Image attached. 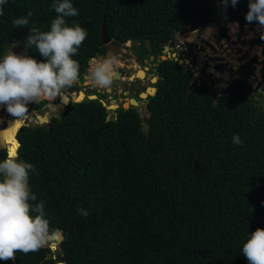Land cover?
Here are the masks:
<instances>
[{
    "label": "trees",
    "instance_id": "1",
    "mask_svg": "<svg viewBox=\"0 0 264 264\" xmlns=\"http://www.w3.org/2000/svg\"><path fill=\"white\" fill-rule=\"evenodd\" d=\"M52 2L7 0L0 16V56L18 46L19 38L25 40L29 28L49 30L57 15ZM71 2L79 15L67 19L88 32L74 57L80 72L90 57L106 51L104 24L115 43L131 39L143 48L150 43L161 78L145 108L112 109L100 98L85 97L70 100L47 124L20 128L18 155L36 168L29 182L51 227L63 232L58 246L66 261L249 264L243 243L264 228V88L256 96L246 77L219 88L215 80H196L176 59L160 57L179 29L215 22L225 34L231 20L237 31L239 22L248 23L249 0H238L235 7L229 2L227 8L221 0ZM30 10L29 27L16 29L12 20ZM27 49L37 61L46 59L34 47ZM214 74L231 76L217 69ZM235 134L242 146L233 143ZM7 155L0 148V160ZM81 208L86 217L78 213ZM57 254L49 244L0 264H59Z\"/></svg>",
    "mask_w": 264,
    "mask_h": 264
},
{
    "label": "clouds",
    "instance_id": "2",
    "mask_svg": "<svg viewBox=\"0 0 264 264\" xmlns=\"http://www.w3.org/2000/svg\"><path fill=\"white\" fill-rule=\"evenodd\" d=\"M229 2L235 7L238 0H221L225 8ZM6 3L7 0H0V16ZM51 7L57 15L51 20L49 30L41 31L33 26L25 37V47H34L45 60L37 61L26 53H16L13 51L16 44L0 56V105L16 119H25L29 115L28 106L33 102L41 99L51 102L57 97L62 101L80 78V64L74 57L88 32L77 21L70 23L67 19L79 15L71 0H53ZM32 15L30 10L26 16L14 18L13 26L16 29L29 27L28 18ZM245 19L248 23L241 25L238 21L239 27L251 24L248 25L251 28L256 22L260 38L264 40V0H249ZM256 36L259 38V34ZM94 57H90L88 64ZM117 75V62L113 57H102L90 68V78L100 90L111 88ZM260 81L256 87H260ZM36 115L24 121L29 123ZM10 119L5 118L0 128ZM232 141L241 146L244 143L239 134L233 135ZM35 171L34 164L21 159L16 152L0 160V260L15 261L17 252H37L59 235V230L50 225L44 202L38 201L32 191L30 174ZM78 213L88 215L83 208L78 209ZM241 252L249 264H264V228L258 227L247 236Z\"/></svg>",
    "mask_w": 264,
    "mask_h": 264
},
{
    "label": "flooded vegetation",
    "instance_id": "3",
    "mask_svg": "<svg viewBox=\"0 0 264 264\" xmlns=\"http://www.w3.org/2000/svg\"><path fill=\"white\" fill-rule=\"evenodd\" d=\"M211 27L206 28V25H204L196 27L194 29L188 28V30L190 32H193L194 35H192V33L190 32H186L182 36H176L177 32L185 31L184 29L186 28H182L175 31L173 34V38L169 41L168 44L164 46L165 54H167L168 52H174L176 54V57L187 58L188 61H185L181 64L184 65L188 70H190L194 74L196 80H215V78L212 76V69H217L220 72V69L223 66H227L229 71L232 73L238 72L241 77L248 78L250 75L253 74L254 78L259 80V78L255 74V63L257 61L254 59L256 57V54H253L248 59H242V57H239L238 59L239 61H241V63L239 67L235 69L231 60L227 58L228 55L230 56V54L232 53V50L229 51L227 55H224L225 51L231 48H229V46L224 47L225 42L221 40L224 36L227 38L231 36L229 42L232 43L231 40L239 39V36L236 35L235 32L231 33V29L229 32H227L225 29V34H223V27L221 24H219L218 27L215 26V28ZM204 34L209 36H205ZM233 35L236 36L234 37ZM213 40L214 42H212ZM170 42H173V46L170 45ZM25 43L26 42L23 38H19V40L17 41L18 46H15L13 48V51L15 50L16 53H27L28 49L25 47ZM260 43H263L262 48L264 50V41ZM111 44L113 45V47L109 48L106 45V51L104 53H99L98 55H95L94 59L96 61L102 57H113L116 60L118 75L117 78L114 80L112 87L107 90H100L96 88L90 78L91 64H88L85 71L80 72V78L78 83L67 93L70 96V100L72 99V94L76 95L79 90H83L84 94L82 93L81 96L84 95V98L88 97V95L92 93L96 95V98H100V100L103 99L105 102L107 101V104L115 103L118 105V107L121 105L124 106V102L126 100L131 101L132 98H135L137 101V104L135 105L145 108L148 104L149 97L154 95L147 90V87L155 86L157 92V86L155 83H157V81L161 78L160 73H156V60L159 61V57L155 55V53H151L149 51L151 49L150 43L147 47L149 50L147 48L141 47L139 42H134L133 40L115 43V41L111 38ZM14 45L10 46L9 49ZM207 46L210 47L212 54L210 51H208ZM234 50H237V48H234ZM211 59L215 60H212V64ZM260 63V71L262 76V79L260 80H264V60ZM211 66L212 69L208 70ZM251 66L252 69L250 68ZM196 71H198V74L200 73L201 75H197ZM204 73L207 74L209 77L206 78L204 76L201 79V76ZM141 74L143 75L141 76ZM153 77H155L156 81H153ZM226 80L229 81L232 80V78ZM85 81H87V83L84 85ZM262 83L263 82H260L259 84L262 85ZM79 87H82L83 89H78ZM74 90H77V92H74ZM141 92H146L147 95L143 97L141 96ZM58 101H61L59 97H57L51 102L45 99H41L38 103L33 102V104L29 105L28 110H33L35 112L34 115H36L37 113H47L50 121L52 117H54V114L52 113V109L49 107V103ZM131 104L134 103L130 102L129 105ZM29 116L30 115L27 116V119L31 118ZM48 122H45L44 124H47Z\"/></svg>",
    "mask_w": 264,
    "mask_h": 264
},
{
    "label": "water",
    "instance_id": "4",
    "mask_svg": "<svg viewBox=\"0 0 264 264\" xmlns=\"http://www.w3.org/2000/svg\"><path fill=\"white\" fill-rule=\"evenodd\" d=\"M210 26H212V27H218L219 26V23H215V22H212V23H208V24H206V28L207 27H210ZM185 31H187V32H190L188 29H184ZM101 34H102V42L104 43V44H106L107 45V47H109V48H111V47H113V45L111 44V37L109 36V34L107 33V31H106V27H105V25L103 24V27H102V30H101ZM211 34V33H210ZM197 42H199V41H197ZM170 45L171 46H173V42H170ZM207 48L208 49H210V47H208L207 46ZM211 50V49H210ZM176 54L174 53V52H168L167 53V55L166 56H163L162 58H167V57H174L176 60H178V62L181 64V63H183V62H185V61H188V59L187 58H182V57H176L175 56ZM109 56V55H108ZM232 62V61H231ZM260 62H256L255 63V74H256V76L259 78V80L260 79H262V76L261 75H259L258 73H257V69H258V64H259ZM240 65V64H239ZM233 67H235V64L233 63ZM239 67V66H238ZM196 68H197V65H196ZM193 70H194V67H193ZM196 72H198V71H196ZM235 73H237L238 74V76L237 77H235L234 75H235ZM234 74H232L231 76H229L228 78L230 79V78H238V77H241V75L238 73V72H235ZM248 80H249V82L252 84V87L253 88H255L256 86H257V84H258V82H259V80L258 79H254V75L252 74V75H250L249 77H248ZM153 81H156L155 80V77H153ZM228 85V82L226 81V80H220L219 82H218V86L220 87V88H223V87H226ZM147 90L151 93V94H155L156 93V87L155 86H148L147 87ZM81 93H83L84 94V91L83 90H79L78 91V93L76 94V95H74V94H72V101H81L83 98H84V96H83V98H81V99H78V97L80 96V94ZM147 94H146V92H141V96H143V97H145ZM88 97L89 98H96V95L95 94H89L88 95ZM102 100V102H103V104L107 107V108H116V107H118V105L117 104H115V103H109V104H107L103 99H101ZM133 102H134V104H137V101H136V99L135 98H132L131 99ZM69 101H70V96L68 95V94H66L65 96H64V98H63V101H58V102H52V103H49V107L52 109V113L54 114V116H57L58 114H60L64 109H65V107H66V104H68L69 103ZM125 107H126V105H124ZM16 119V118H15ZM25 119H23V121H24ZM49 121V117H48V115H47V113H44V114H40V113H38L37 115H36V117H33L31 120H30V122L29 123H27V122H23L16 130H15V132H14V134H13V137H14V139L16 140V142H17V146H16V148H15V152L16 153H18V148H19V146H20V144H21V141H20V139L18 138V132H19V130H20V128L24 125V124H30V125H32V126H37V125H40L41 123H45V122H48ZM9 123H10V120H8L7 121V124H6V126L4 127V128H0V132L1 131H3V130H6L7 128H8V126H9ZM12 147V143H9V142H6V139L3 137V134L1 135L0 134V148H6L7 149V153L8 154H10L11 153V148ZM57 230H59V235L57 236V241L55 242V243H52L51 242V247L52 248H54V249H56L57 250V252H58V254H57V257H58V259H59V261H58V263L59 264H69L67 261H66V259H65V256H64V254H63V249L61 248V247H59L58 246V243L64 238V235H63V232H62V230L61 229H57Z\"/></svg>",
    "mask_w": 264,
    "mask_h": 264
},
{
    "label": "rangeland",
    "instance_id": "5",
    "mask_svg": "<svg viewBox=\"0 0 264 264\" xmlns=\"http://www.w3.org/2000/svg\"><path fill=\"white\" fill-rule=\"evenodd\" d=\"M226 31L227 32H229L230 31V24H229V22H226ZM212 28V27H211ZM215 28V27H214ZM241 28V31L240 32H236V31H234V30H231L230 32L232 33V32H235V34L236 35H238L239 36V39H236V40H231V42L234 44H232V43H230L229 41H230V39H231V36H229L228 38L227 37H223L222 38V40L221 41H223V40H225V43H224V47H228L229 46V48H231V49H229V50H227L228 52L229 51H231L232 50V53L236 56V58H239V57H242V59H248V58H250V56H252L253 54H256L255 56H256V59H254V60H256V61H259V62H262L263 60H264V50H263V48H261V50L258 52V51H256L257 50V48H256V46L257 45H259V47L261 46L262 47V44L263 43H255V39L257 38V36H256V34H260L261 35V31L260 30H257V24H254V26H252L249 30H244V28H245V25L243 26V27H240ZM243 29V30H242ZM255 30H257V31H255ZM252 31H253V33H252ZM236 35H233L234 37L236 36ZM25 45V44H24ZM234 48H237V50H234ZM15 51V50H14ZM163 56H166V54H164V55H162V57ZM118 60H120V59H118ZM211 60H214V59H211ZM122 61V60H121ZM215 61V60H214ZM94 62H95V59H92L91 60V65L90 66H92L93 64H94ZM212 64V63H211ZM212 67V66H211ZM251 69H252V66L250 67ZM208 70H210V68L208 69ZM248 70H250V69H248ZM219 71V70H218ZM220 72H222V74L224 73V72H230L229 71V69H228V67L227 66H223L221 69H220ZM196 74L197 75H199L198 74V72H196ZM230 74L232 75V74H234V73H232V72H230ZM201 75V74H200ZM199 75V76H200ZM206 77V78H208L209 76L207 75V74H203L202 76H201V79L203 78V77ZM212 76L215 78V81H213L214 83H216V85L218 84V81H219V79L220 80H226V79H229L227 76H223V75H215L214 74V72H212ZM227 81V80H226ZM260 82H263L262 83V85H260V87H256L255 88V91H254V94H256V96L258 95V92H260L261 90H263V88H264V80H261ZM87 83V81H85L84 82V85ZM75 89H77V88H75ZM78 89H83L82 87H79ZM75 91H77V90H75ZM74 91V92H75ZM82 95V94H81ZM80 97H82V96H80ZM79 97V98H80ZM107 102V101H106ZM130 102H132V103H134L133 101H128V100H126L125 102H124V105H126V106H128L129 105V103ZM109 103V102H108ZM31 104H33V103H31ZM31 104H29V105H31ZM29 111V110H28ZM35 114V112L32 110V111H29V117H32L33 115ZM5 118H6V120H7V118H11V119H13V118H15V117H13V116H11L9 113H8V111L6 110V107H1L0 108V126L2 125V123H3V121L5 120ZM25 119H27V117L25 118ZM19 120H21V119H19ZM23 120V119H22Z\"/></svg>",
    "mask_w": 264,
    "mask_h": 264
},
{
    "label": "bare ground",
    "instance_id": "6",
    "mask_svg": "<svg viewBox=\"0 0 264 264\" xmlns=\"http://www.w3.org/2000/svg\"><path fill=\"white\" fill-rule=\"evenodd\" d=\"M205 35V34H204ZM205 36H209V35H205ZM204 36V37H205ZM209 39V38H208ZM212 42H214V40L212 41ZM223 42H225V40H223ZM199 44H201V43H199ZM234 45V44H233ZM120 49V48H119ZM219 50V49H218ZM258 50V49H257ZM208 51H210L211 52V54H212V51L210 50V49H208ZM259 51V50H258ZM223 52V51H222ZM219 54V53H218ZM221 54V53H220ZM228 54V51H225V53H224V55H227ZM209 55V54H208ZM229 60H231L232 61V63H234L235 64V69L236 68H238V66H239V64L241 63V61H239V59L238 58H236V56L233 54V53H231L230 54V56L228 55V57H227ZM213 61L211 60V63H212ZM215 67V66H214ZM260 68H261V63H259L258 64V69H257V73L259 74V75H261V72H260ZM212 69V67H210V70ZM213 70V72L215 71V69H212ZM143 74H141V76H142ZM235 75H237L238 76V74L237 73H235ZM234 75V76H235ZM237 76H235V77H237ZM233 79V78H232ZM75 92H77V91H75ZM82 94V93H81ZM81 94H80V96H81ZM79 96V97H80ZM79 97H78V99H79ZM132 101V100H131ZM2 107V105H0V108ZM24 121L21 119V120H19V119H12V120H10V123H9V126H8V128L6 129V130H3V131H1L0 132V134H3V137L6 139V142H9V143H12V147L10 148L11 149V152H12V150H13V148H16V146H17V142H16V140L14 139V137H13V134H14V132H15V130L23 123ZM57 241V239H55L52 243H55Z\"/></svg>",
    "mask_w": 264,
    "mask_h": 264
},
{
    "label": "built area",
    "instance_id": "7",
    "mask_svg": "<svg viewBox=\"0 0 264 264\" xmlns=\"http://www.w3.org/2000/svg\"><path fill=\"white\" fill-rule=\"evenodd\" d=\"M248 26V25H251V24H245V26ZM243 30V29H242ZM241 31V28L240 27H238V30L236 31V32H240Z\"/></svg>",
    "mask_w": 264,
    "mask_h": 264
},
{
    "label": "snow or ice",
    "instance_id": "8",
    "mask_svg": "<svg viewBox=\"0 0 264 264\" xmlns=\"http://www.w3.org/2000/svg\"><path fill=\"white\" fill-rule=\"evenodd\" d=\"M12 154H14L15 153V148H13V150H12V152H11Z\"/></svg>",
    "mask_w": 264,
    "mask_h": 264
}]
</instances>
